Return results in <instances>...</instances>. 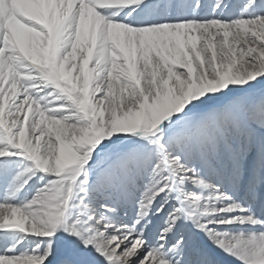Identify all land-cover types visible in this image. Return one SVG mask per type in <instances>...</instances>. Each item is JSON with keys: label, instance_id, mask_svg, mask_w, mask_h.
I'll return each instance as SVG.
<instances>
[{"label": "snow or ice", "instance_id": "snow-or-ice-1", "mask_svg": "<svg viewBox=\"0 0 264 264\" xmlns=\"http://www.w3.org/2000/svg\"><path fill=\"white\" fill-rule=\"evenodd\" d=\"M0 264H264V0H0Z\"/></svg>", "mask_w": 264, "mask_h": 264}]
</instances>
